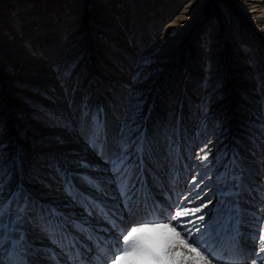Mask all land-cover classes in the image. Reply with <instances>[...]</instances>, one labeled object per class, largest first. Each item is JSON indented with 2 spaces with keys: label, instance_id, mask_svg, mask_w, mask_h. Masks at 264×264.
I'll use <instances>...</instances> for the list:
<instances>
[{
  "label": "snow or ice",
  "instance_id": "6c2138e0",
  "mask_svg": "<svg viewBox=\"0 0 264 264\" xmlns=\"http://www.w3.org/2000/svg\"><path fill=\"white\" fill-rule=\"evenodd\" d=\"M177 19L187 20L188 17L181 15ZM171 24L175 26L176 20ZM142 76L138 73L134 79L140 80ZM258 87L262 93L259 100L261 115L250 125L251 147L246 149L251 159L242 156L235 148H225L210 160L211 141L202 142L193 155L175 133L164 134L167 173L163 178L155 177L154 182L162 189L166 180L168 191H163L162 195L168 201L167 206L155 200L144 175L148 170L145 160L152 162L155 159L157 145L148 136L143 122L138 120L144 103L139 93L132 94L131 115L124 118L114 134L109 132L102 107L92 106L87 100L81 102L75 129L87 147L108 166L105 171L110 175H89L88 172L98 171V166L85 160L75 162L87 170L83 173L55 166L65 195L84 209L79 219L74 213L61 211L54 203L34 198L22 181L17 180L13 186L23 162L19 153L8 160L7 145L0 144V156L4 157L0 160V264H31L30 257L37 251L46 253L51 264H61L57 248L67 258L66 264H104L105 260L107 264H264V80ZM205 126L206 121L201 122L200 127ZM182 148L187 159L194 161L191 168ZM196 162L204 171L197 169ZM251 165L255 167H249ZM212 173H215L220 197L216 207H212L211 197L204 200L207 188L201 191L205 180L212 179ZM182 175L187 183L186 191L179 187L184 183ZM246 175L250 176L251 187L245 183ZM77 180L105 199L81 191ZM113 184L119 194L118 204L107 202L105 185ZM241 191L255 192L262 202L259 213H251L255 217L251 234L255 248L251 254H246L240 246L239 238L243 235L240 231ZM229 197L232 202H228ZM134 207H145L147 212L132 219ZM125 212L130 217L128 221H125ZM94 215L110 228L94 226L90 219ZM26 221L44 232L54 247L34 248L28 239ZM113 231L116 237L111 234ZM80 236L91 241L96 250L90 259L81 249L91 253L92 248Z\"/></svg>",
  "mask_w": 264,
  "mask_h": 264
},
{
  "label": "rangeland",
  "instance_id": "374dc122",
  "mask_svg": "<svg viewBox=\"0 0 264 264\" xmlns=\"http://www.w3.org/2000/svg\"><path fill=\"white\" fill-rule=\"evenodd\" d=\"M189 1L0 0V144L8 147L14 138L27 142L31 147L26 149L30 151L26 154L30 160L25 164L28 170L32 166L45 167L48 160L58 163L60 157L68 158L70 163L69 149L61 142H55L62 129L58 115L62 104L53 89L68 85L67 80L76 75L73 91L77 87L85 88L83 100L101 107L104 101L111 103L114 88L152 87L156 54L172 34L166 32L168 26L181 16ZM238 2L207 0L205 11L184 38L174 58L178 64L170 69L175 74V91L166 83L167 78L161 79L157 86L170 101L171 114H177L183 100L192 98L198 101V109L203 108L204 113H209L208 102L215 101L214 95L225 96L226 89L235 87L237 106L233 112L223 108L211 113L212 124L227 126L229 120L226 121V117L232 114H239L238 118L261 115L259 100L262 93L258 86L264 80V62L261 60L264 36L242 18L244 13H239L244 12L249 2L239 5L237 11ZM14 4L18 5L22 18L17 24L13 17ZM82 9L85 11L82 19L71 25L73 12ZM162 22L165 24L161 27ZM113 23L117 24L110 27ZM241 31H248L255 38L241 41L236 35ZM83 33L86 39L81 41ZM230 33L232 37L226 39ZM212 44L222 51L214 58L217 62L213 60L215 49ZM52 47L51 54L48 50ZM17 49L41 57L39 67L27 61L19 62L15 56ZM235 49L239 52L238 62L233 54ZM88 52L91 67L86 71L80 69L74 75L75 67ZM198 55L201 67L194 69L187 63L188 58ZM215 65H219L216 73ZM241 68L243 74H240ZM45 70L53 73L45 74ZM138 73L143 74L142 79L135 80ZM54 78L58 82L56 87L52 81L47 84ZM225 83L229 84L226 89L223 88ZM244 96L248 98H241ZM204 97L208 100L204 101ZM126 113L124 118L131 114L130 111ZM138 120L141 121L140 116ZM3 159L0 156V160ZM29 172L38 173L35 169Z\"/></svg>",
  "mask_w": 264,
  "mask_h": 264
},
{
  "label": "bare ground",
  "instance_id": "6f19581e",
  "mask_svg": "<svg viewBox=\"0 0 264 264\" xmlns=\"http://www.w3.org/2000/svg\"><path fill=\"white\" fill-rule=\"evenodd\" d=\"M139 1L141 0H134L135 3ZM239 1L240 2L237 3L238 5H236L237 8L235 7V10L239 11V5L245 4V2H249V6H247V8H244V12L239 11V13H244L242 18L248 21L250 26H252L255 30H257L260 34L264 36V1ZM206 2L207 0H190L187 6V11H185L184 9L181 14L183 16H187L188 19H177L175 26H172V24L168 26L166 32H172V34H170L169 39L163 44L161 50L156 54V61L153 64L155 67V71L152 75V80H155V82L152 87H136L135 90L124 89V87H119L120 89L114 88V94L111 93L112 95L110 97L111 103L104 101V104L102 103L103 105L101 106L106 114L109 132L110 134H114L118 131L120 124L124 120V114H127L126 112L130 111L129 103L132 94H140V98L144 102L143 112L139 114V116L141 117V121L143 122L142 126L147 129L148 136L150 138H153L154 142L157 145V148L154 151L155 159L152 162H149L147 158L145 160L146 167L148 170L145 171L144 175L148 184V188L154 195L155 200L160 201L161 203L165 199L162 195V192L168 191V185L165 180L164 187L162 189L157 188L155 186L154 179L155 177L163 178L167 173V161L164 158L165 146L167 143L164 135L166 132L175 133L181 139V143L184 148H187L188 152L192 153L193 155L195 154L196 150L201 147L202 142L208 143L209 141H211V143L209 144V147L212 148V156L210 157V160L213 159L217 152L225 148L229 150L235 148L240 152L242 156L251 159L246 149L251 147L250 133L252 131V128L250 127V125L254 120H256L257 117L238 118L239 114H232V116L228 118L226 117V121L229 120L227 126L217 124H215L217 125L215 126L209 119V115H211V113H216L215 111H219L223 108L226 109V111L228 112H233L232 110L237 106V102L235 100L237 98V94L235 92L237 91L235 87H230L229 89H226L229 84H223V88L226 89V95L222 96L220 93H216L214 95L215 101L212 104L210 102H208L209 104L207 103L209 106V113H204L203 108L198 109V101L196 100V98H192V100L185 99L180 104L178 103L179 105L177 104V114H171L169 112L170 101L167 99L163 91L160 90L159 87H157L161 79L167 78V80H165L166 83L170 85L169 87H171V90L174 89L175 91V74L171 72L170 69L174 64L175 66L176 64H178L177 62H175L174 59L176 57L177 50L181 46L184 38L193 30L195 21L198 20L201 14L205 11ZM84 14L85 11L83 9L80 11L76 10L75 12H73L70 18L71 25L81 20ZM13 17L14 22L16 24L19 23L22 19L21 12L17 4L13 5ZM115 24L117 23L111 24L110 27L115 26ZM164 24L165 23L162 22L160 26L162 27L164 26ZM76 29L77 27L74 28V30ZM228 29H231V25ZM84 35L85 33L82 34L81 41H84L86 39ZM232 35L233 34L230 33L228 36H226V39L231 38ZM236 35L241 41H246L249 39L253 41V39L255 38H252V35H249L248 31H241L239 34ZM71 38L73 39V37ZM69 40L72 41L71 39ZM212 45L215 49V54L213 56L214 60V58L219 57L222 51L221 49L215 46L216 44ZM53 50L54 47L50 48L48 51L52 54ZM229 52H233V50H229ZM234 52L235 53L233 54L236 59L238 58L237 53L239 52L237 49H235ZM83 55V58L75 67V71L73 73L74 75L75 73H79L80 69L86 71L87 68L91 67L92 63L90 61V53H84ZM15 56L18 58V61L20 60L19 62L24 63L25 61H27L30 65H35L36 68L39 67V63L42 60L41 57H38L35 54H30L25 50L19 49H17V53ZM239 57L241 58V56ZM199 58V55L197 56V58L191 56L188 58L187 63L189 65H192L194 69H197L198 67H201V65L199 64ZM236 60V62H238V59ZM261 60L263 63L264 54L262 55ZM214 61L217 62L218 60L215 59ZM214 67L216 68L214 72H218L219 65H215ZM243 72L244 70L243 68H241L240 74H243ZM44 73L51 74L53 73V71L45 70ZM234 73L238 74V72H233V74ZM75 77L76 75L72 77L73 79L69 81L67 80L68 85L66 84L61 88L56 87L58 83L57 78H54L48 81L47 83L49 84L51 81L53 82V86L56 88H51H54L53 91L57 93L56 96H58L62 104V108H60L61 110L58 113L59 118L61 120L60 123L62 129L61 131L59 130L60 133L57 134L58 139L55 140V142H61L65 148L69 149L68 152H71V154L69 155L72 159L71 162L69 163L68 158L65 159L63 157H60L58 159V163L56 161L52 163L48 160L45 163V167L37 168L35 166H32L31 170L35 169L38 171V173H31L29 172L31 170H28L25 166V164H28L30 161L26 154L27 152H30L27 150L31 149V147L29 148L30 145L27 142H22L16 138H14L12 143L7 147V159L11 160L13 156L19 153L23 162L22 171L18 173L15 179L13 180V186L15 185L17 180L22 181L34 198L42 200L44 202L54 203L60 208L61 211L65 212L66 214L74 213L76 215V218L79 219V217L84 214V209L80 205L74 204L71 199L67 195H65L62 189V185L60 183V178L55 171V166L59 165V167L62 169L67 168L73 173H83L87 170L78 167L75 162L78 160H85L92 165L98 166V171L88 172L89 175L104 177L110 174L105 171L108 166L103 163L102 159L98 157L94 151L87 147L84 139L75 129L77 118L79 116L80 105L82 102L81 100H83L82 95L87 91L83 87H77L76 90L73 91V89H75V87H73ZM230 81L231 80L228 79V82ZM250 96L252 97V95ZM241 98L246 99L248 97L244 96ZM203 100L206 101L208 100V98L204 97ZM145 116L148 117L146 120L144 119ZM203 121H206V126L204 128H201L200 125ZM213 145L215 147H213ZM182 154L185 155L186 163L188 164L189 168H191V165L194 161L187 159V155L184 153L183 148ZM45 157L48 158L49 156ZM196 163L197 169L200 171H204L202 168H200L199 163ZM245 165L248 166L247 161H245ZM249 167L254 168L255 166L251 165ZM244 179L245 183H248L249 187H251L250 176L246 175ZM256 179L258 180L259 178L256 177ZM181 180L184 181V183H182L179 187L181 191H186L187 183L184 180L183 175L181 176ZM198 182L199 180H197V183ZM76 183L77 186L81 189V191L85 193H91L92 196L95 198L105 199L103 195L94 192L92 189L82 184L79 180H77ZM204 188H207V194L204 196V200H207L209 197H211L213 199L212 207H216L219 203L220 197L217 195L215 173H212L211 180H205V184L204 186H202L201 191H203ZM105 189L107 192V196L109 197L107 202L109 204H118L119 194L116 192L115 185H105ZM189 199H192V196H189ZM239 201V207L242 210V223L240 225V231L243 233V235L239 238L240 246L246 254H251L255 248L254 243L251 239V234L255 225V217L251 215V213H259L262 206V202L259 200V198H257L255 192L249 193L248 191L240 192ZM228 202H232V197L228 198ZM164 205L167 206L166 204ZM221 207H223V205H221ZM120 210L123 211L122 204H120ZM205 211H207V209H205ZM146 212L147 208L145 207H134L132 219H134L136 216H142ZM161 215H163V213H161ZM124 218L125 221H128L130 219L127 212L124 213ZM90 219L91 223L94 226L99 225L104 228H110V225H108L103 219L96 217L95 215ZM25 228L28 232V239L32 242L34 248L40 249L54 247L50 243L48 236L44 232H42L38 227H34L33 225L28 224L26 221ZM71 230V225L69 224V231ZM101 234L107 235L104 233ZM111 234L113 235V237H116V233L114 231ZM80 239L83 240L89 248H92L91 253L86 252L85 249H81V252L87 258L90 259L92 254L95 253V251H93L95 248L93 247L90 241L84 240L83 236H80ZM55 250L59 255L61 264H66L67 258L60 252V249L57 248ZM30 261L31 264H51V262L47 258V254L40 251H37L34 256H31ZM104 264H107V260L104 261Z\"/></svg>",
  "mask_w": 264,
  "mask_h": 264
}]
</instances>
